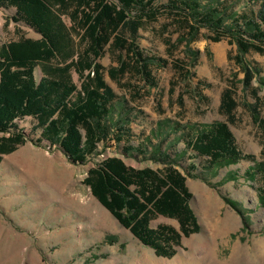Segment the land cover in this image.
Here are the masks:
<instances>
[{
	"label": "rangeland",
	"instance_id": "1",
	"mask_svg": "<svg viewBox=\"0 0 264 264\" xmlns=\"http://www.w3.org/2000/svg\"><path fill=\"white\" fill-rule=\"evenodd\" d=\"M168 1L156 0L154 6ZM200 2L202 10L217 5L216 1ZM229 2L237 4V0ZM242 3L235 9H242ZM167 10L138 32L145 54L165 60L152 68L156 86L131 71L117 80L110 77L108 69L128 60L124 53L106 47L98 59L116 96L111 121L123 123L129 132L124 140L109 139L84 163L73 162L59 146L40 137L33 117L15 120L26 142L0 161V264H264V197L259 191L264 181L257 172L259 165L264 167V142L254 119H264V54L242 53L227 37L211 41L206 38L212 32L207 27L182 39L187 31L172 22ZM14 14L13 7L0 8V45L21 36L39 37L23 22H14ZM62 18L68 27L76 28L68 14ZM73 40L78 50L83 49L77 34ZM195 52H199L197 64L191 66ZM236 59L258 66L248 88L241 81L242 65ZM174 64H183L191 75ZM35 75L43 76L39 67ZM72 77L79 90L84 79L75 72ZM227 88L238 102L233 121L219 110L221 93ZM213 121H226L241 154L252 158L208 171L203 169V157L185 149L179 132L176 141L175 135L162 130H170L168 123H189L203 130ZM158 145L173 158L181 156L177 168L186 175L190 206L200 226L196 233L181 235L170 257L157 255L135 238L83 184L87 171L108 156H118L135 168L163 167L153 152ZM191 164L196 167L195 176L187 174ZM158 225L179 230L178 222L167 217L150 222L151 227Z\"/></svg>",
	"mask_w": 264,
	"mask_h": 264
},
{
	"label": "trees",
	"instance_id": "2",
	"mask_svg": "<svg viewBox=\"0 0 264 264\" xmlns=\"http://www.w3.org/2000/svg\"><path fill=\"white\" fill-rule=\"evenodd\" d=\"M155 1L0 0V8L15 9L11 17L14 22L21 21L39 34L38 38L21 36L0 45V133H9L0 136V161L2 155L26 142L15 124L17 118L24 116L33 117L40 137L50 145L59 146L73 162L84 163L97 153L100 143L109 139L124 140L129 132L123 123L111 121L116 96L105 80V69L98 59L106 47L124 53L128 60L108 69L110 77L117 80L131 71L147 84L156 86L152 68L165 60L145 54L138 42V32L155 22L165 8L172 22L187 31V36H180L182 39L194 37L201 27H207L212 32L206 38L211 41L227 37L228 43H235L242 53L264 54V0H237V4L241 1L244 4L240 10L230 0H208L216 1L217 5L204 10L200 9V0H169L162 7L154 6ZM250 4L252 8L248 7ZM66 14L74 20L76 28L65 24L62 16ZM74 34L79 36L83 49L76 48ZM198 55L199 52L194 53L191 66L197 64ZM236 62L242 65V83L250 87L258 66L239 59ZM174 66L191 75L183 64ZM36 67L43 73L40 79L35 75ZM73 72L84 79L79 90L73 81ZM257 92V88L253 89L256 103L259 102ZM255 106L252 111L257 114ZM237 107L234 91L224 89L220 112L233 121ZM254 119L264 142V119ZM168 125L169 131L162 130H167L168 136L175 135L176 141L179 132L185 140V149L203 157V169L208 171L252 158L241 154L226 121H213L203 130L189 123ZM153 152L163 167L135 168L118 156H108L87 171L83 184L135 238L154 248L157 255L170 257L181 235L196 233L200 226L190 206L192 193L186 184V175L177 168L181 156L173 158L161 145ZM190 166L187 174L195 176L196 167ZM259 171L264 181L262 165L257 167ZM259 191L263 199L264 188ZM159 216L176 220L179 230L168 225L151 227L150 222Z\"/></svg>",
	"mask_w": 264,
	"mask_h": 264
}]
</instances>
